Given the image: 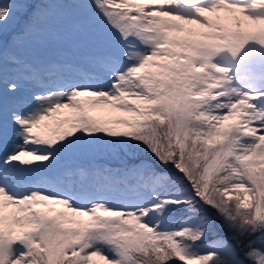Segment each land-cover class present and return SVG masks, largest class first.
I'll list each match as a JSON object with an SVG mask.
<instances>
[{"label": "snow or ice", "instance_id": "6c2138e0", "mask_svg": "<svg viewBox=\"0 0 264 264\" xmlns=\"http://www.w3.org/2000/svg\"><path fill=\"white\" fill-rule=\"evenodd\" d=\"M257 3L0 0V264H264Z\"/></svg>", "mask_w": 264, "mask_h": 264}, {"label": "rangeland", "instance_id": "374dc122", "mask_svg": "<svg viewBox=\"0 0 264 264\" xmlns=\"http://www.w3.org/2000/svg\"><path fill=\"white\" fill-rule=\"evenodd\" d=\"M252 1L253 0H248L249 3H255ZM257 6H260L264 9V7L261 4H257ZM259 9L261 10V8H259ZM245 47H246V49L244 51H242L240 54H238L239 59L247 60L249 50H253L256 53V55L252 58L250 64L251 65H254V64L261 65L262 62L264 61V46L256 44L255 41H249V44L245 45ZM260 47H262V49H260ZM232 62H234V60L232 59L231 54H223L222 59H221V63H224L227 66H229V63H232ZM262 68H264V67H262ZM231 87L235 88L238 93L249 92V91H264V86L262 84H257L255 86L254 90H250L249 88H247L242 83L232 81ZM96 114L98 116H101L100 114H102V113L99 111ZM104 114H102V115L105 116ZM233 122L234 121H226L225 125H228V124L233 123ZM230 195L235 197L236 194L230 193ZM211 212H212L213 225L215 227H218V228L224 230V231H228V229L226 227H224L222 219L219 218L214 211L211 210ZM183 225H179L177 227H182ZM198 250L200 251L201 254H206L203 249L199 248ZM169 264H187V262L186 261L181 262L178 260V258H172V260H170ZM213 264H218V262H213Z\"/></svg>", "mask_w": 264, "mask_h": 264}, {"label": "trees", "instance_id": "16d2710c", "mask_svg": "<svg viewBox=\"0 0 264 264\" xmlns=\"http://www.w3.org/2000/svg\"><path fill=\"white\" fill-rule=\"evenodd\" d=\"M209 214L212 216L211 210H209ZM213 227L215 229V233L213 234L212 232H210L206 236L207 242L211 243V241H217L218 238H223V239L227 240L229 238H227L226 235H228L229 237L231 236L229 231H224L218 227H215L214 225H213Z\"/></svg>", "mask_w": 264, "mask_h": 264}, {"label": "bare ground", "instance_id": "6f19581e", "mask_svg": "<svg viewBox=\"0 0 264 264\" xmlns=\"http://www.w3.org/2000/svg\"><path fill=\"white\" fill-rule=\"evenodd\" d=\"M256 10H258V8H255V9H250L249 11H256ZM221 15H226V14H221ZM99 112V111H98ZM102 114H104L105 112L104 111H100ZM102 114H100L101 116H103ZM104 115H106V113L104 114Z\"/></svg>", "mask_w": 264, "mask_h": 264}]
</instances>
